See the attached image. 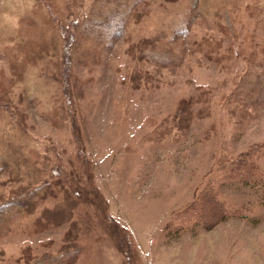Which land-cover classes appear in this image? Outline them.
I'll return each instance as SVG.
<instances>
[{
	"label": "rangeland",
	"instance_id": "rangeland-1",
	"mask_svg": "<svg viewBox=\"0 0 264 264\" xmlns=\"http://www.w3.org/2000/svg\"><path fill=\"white\" fill-rule=\"evenodd\" d=\"M0 264H264V0H0Z\"/></svg>",
	"mask_w": 264,
	"mask_h": 264
},
{
	"label": "trees",
	"instance_id": "trees-1",
	"mask_svg": "<svg viewBox=\"0 0 264 264\" xmlns=\"http://www.w3.org/2000/svg\"><path fill=\"white\" fill-rule=\"evenodd\" d=\"M185 28V27H184ZM183 28V29H184ZM193 47H194V49H198L196 46H195V42H194V44H193ZM251 84V83H250ZM249 84V85H250ZM247 94V98H245V100L246 99H249V97H248V95H249V93L247 92L246 93ZM206 205L208 206V208H210L211 210H215V211H218V209L214 206V205H216L215 204V202L213 201V199H211V198H207V200H206Z\"/></svg>",
	"mask_w": 264,
	"mask_h": 264
}]
</instances>
